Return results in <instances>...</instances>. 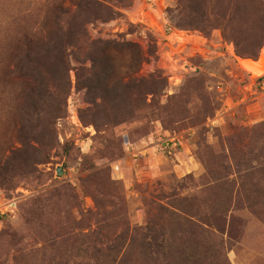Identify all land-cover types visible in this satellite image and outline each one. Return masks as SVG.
Returning <instances> with one entry per match:
<instances>
[{
  "label": "rangeland",
  "instance_id": "374dc122",
  "mask_svg": "<svg viewBox=\"0 0 264 264\" xmlns=\"http://www.w3.org/2000/svg\"><path fill=\"white\" fill-rule=\"evenodd\" d=\"M42 1L0 0L1 119L4 39ZM106 5L83 27L94 46L67 51L66 83L54 61L39 78L51 140L45 162L0 177V264H264V76L238 62L264 50V0ZM100 42L120 46L92 65ZM9 134L0 120V157Z\"/></svg>",
  "mask_w": 264,
  "mask_h": 264
},
{
  "label": "trees",
  "instance_id": "16d2710c",
  "mask_svg": "<svg viewBox=\"0 0 264 264\" xmlns=\"http://www.w3.org/2000/svg\"><path fill=\"white\" fill-rule=\"evenodd\" d=\"M111 1L114 0H78L73 4L74 10H70L63 7L58 0H43L33 13L32 10L26 12L27 15L22 20L24 27L6 35L4 39L6 62L2 79L5 80L7 89H12L10 95L13 100L5 104V117L0 118L7 122L10 130V134L3 142L4 152H9V155L6 157L2 154L0 157V177L45 162L41 149L49 143L51 136L39 133L46 124L42 120L45 88L40 85L39 78L47 75L44 72L47 62L54 61L62 70L59 72L60 83H66L67 51L70 47L83 44L90 48L94 46L93 43L86 42L87 35L83 27L97 12L111 13V9L106 5ZM79 27L82 29L75 30ZM112 44L111 46L100 42L96 45L98 48H94L90 53L89 49H86L87 60L92 65L100 63L105 58L112 62L114 56H110L107 51L112 50L113 54H116L120 46L119 43ZM144 61L141 55L137 56L138 67ZM127 75L131 73L128 72ZM101 77L97 89L106 86L110 79V75L106 73H102ZM57 119L59 118L56 117L54 122L52 120L48 124L53 126ZM24 156H26L24 164L27 166L21 161ZM27 158L29 160H26Z\"/></svg>",
  "mask_w": 264,
  "mask_h": 264
},
{
  "label": "bare ground",
  "instance_id": "6f19581e",
  "mask_svg": "<svg viewBox=\"0 0 264 264\" xmlns=\"http://www.w3.org/2000/svg\"><path fill=\"white\" fill-rule=\"evenodd\" d=\"M263 59H264V52L262 54ZM239 66L245 70L248 73H251V79L255 80L258 78H261L264 76V61L260 63H252V62H247L246 65H242V61L239 59ZM62 169H58L59 175L61 174Z\"/></svg>",
  "mask_w": 264,
  "mask_h": 264
},
{
  "label": "built area",
  "instance_id": "2783aa9c",
  "mask_svg": "<svg viewBox=\"0 0 264 264\" xmlns=\"http://www.w3.org/2000/svg\"><path fill=\"white\" fill-rule=\"evenodd\" d=\"M150 18V17H149ZM153 19L150 18V21L148 20V17H145V16H142L140 18V22L141 23H144L145 25L149 26L150 28H155V29H158L160 32H162L161 29V26L160 25H156V24H153L152 22ZM149 21V23H148ZM167 38L168 40H176L178 42L180 41H185L187 38H190L188 36H183V33L179 32V31H171L170 33L167 34ZM10 207V206H9Z\"/></svg>",
  "mask_w": 264,
  "mask_h": 264
},
{
  "label": "water",
  "instance_id": "95a60500",
  "mask_svg": "<svg viewBox=\"0 0 264 264\" xmlns=\"http://www.w3.org/2000/svg\"><path fill=\"white\" fill-rule=\"evenodd\" d=\"M263 52H264V50H261V52L259 53V55L256 58H239V59L243 62L242 65H246V63L249 61L252 63H260V62L264 61L263 56H262Z\"/></svg>",
  "mask_w": 264,
  "mask_h": 264
}]
</instances>
